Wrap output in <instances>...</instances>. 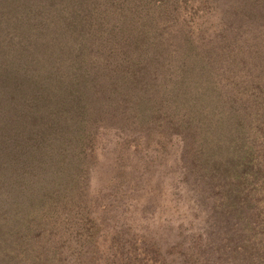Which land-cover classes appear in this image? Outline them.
Returning a JSON list of instances; mask_svg holds the SVG:
<instances>
[{
  "label": "rangeland",
  "instance_id": "1",
  "mask_svg": "<svg viewBox=\"0 0 264 264\" xmlns=\"http://www.w3.org/2000/svg\"><path fill=\"white\" fill-rule=\"evenodd\" d=\"M7 1L0 264H259L264 78L229 94L203 49L238 0Z\"/></svg>",
  "mask_w": 264,
  "mask_h": 264
},
{
  "label": "trees",
  "instance_id": "2",
  "mask_svg": "<svg viewBox=\"0 0 264 264\" xmlns=\"http://www.w3.org/2000/svg\"><path fill=\"white\" fill-rule=\"evenodd\" d=\"M13 4H17L23 0H10ZM34 3L35 0H30ZM10 2L7 0H0V12L5 11V7ZM226 6V5H224ZM27 13V12H26ZM1 14V13H0ZM221 19H224L220 25V29L216 32L218 40L212 42H206L203 49L205 50L204 56L209 57L213 67L219 62L222 63L221 71H218L219 82H224V89L230 94L241 93L242 91H248L253 86L258 89V86L254 81H257L260 75L264 78V0H238V3L232 6L228 11H225L221 15ZM2 18V15H0ZM3 19V18H2ZM7 34V29L4 27L0 29L1 33ZM247 34V35H246ZM246 35L248 38V45L251 47L250 60L248 63H243L240 59L235 57L236 52H231L228 49L229 42H234L238 36ZM14 37L12 36V39ZM209 43V44H208ZM228 51V53H227ZM225 65V69L223 67ZM175 71L172 70V75ZM222 81V82H221ZM264 85V84H263ZM264 101V87L262 86L261 92ZM233 95L227 96V99ZM255 95L254 97H257ZM242 103H245L242 96L237 95V98ZM254 99V98H253ZM252 99V100H253ZM249 105L248 111H244V107L239 109V112L249 118V123L246 126L244 132V138L247 141V148L253 145L248 142V139L252 138L256 130L258 131V124H262L264 127V104L263 101H255ZM237 102V101H235ZM239 103V105H243ZM108 115V114H107ZM237 117V116H236ZM108 118V117H107ZM245 146V147H246ZM251 259L254 257V253H250ZM264 254L261 256V258ZM260 258V259H261ZM249 263V260L247 261ZM259 264H264V257Z\"/></svg>",
  "mask_w": 264,
  "mask_h": 264
}]
</instances>
